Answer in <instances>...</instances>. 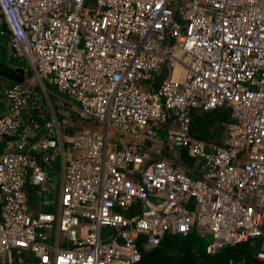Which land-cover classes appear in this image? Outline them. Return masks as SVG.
Returning a JSON list of instances; mask_svg holds the SVG:
<instances>
[{"label":"built area","instance_id":"obj_1","mask_svg":"<svg viewBox=\"0 0 264 264\" xmlns=\"http://www.w3.org/2000/svg\"><path fill=\"white\" fill-rule=\"evenodd\" d=\"M0 35L105 126L29 123L42 98L24 82L0 90V264H137L140 238L153 250L193 232L211 234L210 255L260 239L264 261V0H0ZM220 109L222 142L194 136L196 111ZM164 144L201 161V177L158 158ZM62 151L59 209L34 212L27 187L49 182L45 165Z\"/></svg>","mask_w":264,"mask_h":264},{"label":"crops","instance_id":"obj_2","mask_svg":"<svg viewBox=\"0 0 264 264\" xmlns=\"http://www.w3.org/2000/svg\"><path fill=\"white\" fill-rule=\"evenodd\" d=\"M8 41V40H7ZM3 40H0V49H3L4 52L7 54V56L10 57V59H12L11 56V51L9 49V43L7 44V46L5 47ZM5 54V57H6ZM23 65H21L22 63L15 64L14 61L12 60V62L7 65L6 63H2L1 61V55H0V90L1 89H6L11 87L13 84H15V81L13 80L11 74L13 73H19L22 79V82L26 83L27 86L34 91L35 93H37L41 98L42 101L41 103H32L27 109H26V114H25V119L31 123L32 121H36L39 123H43L45 120L48 121H52L55 123L60 122L61 125H66L68 124V121L66 119V117H57L55 114L56 113V102L53 103L54 100H56V97L58 98V101H65L62 100L61 97L58 95V93L56 92V89L48 84L42 83L41 81H39L38 85H35L32 80H29L28 78V63L24 60H20ZM32 69V68H31ZM20 70V71H19ZM33 70V69H32ZM34 72V71H33ZM37 77V76H35ZM47 88V90H46ZM44 90V93L46 94V96L42 93V91ZM48 98V99H47ZM58 104V102H57ZM75 106L74 103H72L71 101H65L64 106ZM8 107V102L6 101L5 98L0 96V113H3L7 110ZM75 108L79 107L75 106ZM223 110V109H221ZM80 112V111H79ZM78 112V113H79ZM217 111H214V113H216ZM223 112L226 113L227 115V111L223 110ZM213 113V112H212ZM80 114V113H79ZM200 114H209V113H203L201 111H196L195 115H194V120L197 117H200ZM81 117V115H80ZM81 119H83L81 117ZM84 121H92V120H87V119H83ZM193 120V123H194ZM226 122L225 121L222 122L221 125H217V124H213V123H209L206 125V127L204 128H198L197 130V136L196 134H193L194 136L198 137V138H202V139H207V140H213L216 142H222L223 137H224V127L223 124ZM61 125L58 128L60 132H63L61 130ZM91 126H93V128L91 127L90 129H94V130H99L97 128L94 127L93 123H91ZM33 128V127H32ZM82 130L79 129L78 131ZM102 130V129H101ZM205 131V134H202V131ZM76 131V132H78ZM74 132V133H76ZM64 133H68V134H74V133H69V132H64ZM43 135V131L41 130H37L35 128H33L31 130V139L32 140H38L39 138H41ZM118 141L120 144L124 145H128L130 144L128 141H126L125 139L121 138L120 136H117V138H115L116 142ZM163 151H162V155L158 158H167V159H172L173 163L179 167L180 169L184 170L185 172H187L189 175H191L194 178H198L201 177L202 173H203V164L201 161H198L195 159L194 165L192 167H189L187 163H185L183 161L182 157V152L186 151V150H176V151H171L167 145H163ZM5 149V144L4 143H0V154H2L4 152ZM67 149V148H66ZM143 149L145 151H147L151 157H157L155 151L156 149L153 148L152 144L150 141H146ZM65 151V150H64ZM189 154V153H188ZM190 156V155H189ZM66 155L65 153L62 151L60 152L59 156L57 157V159L53 160L51 163L45 165V168L47 169L48 173L50 174V180L47 184H45L43 187H37V186H32V185H28L27 190L29 192V197H30V206L34 212H41V211H57L59 209V205H60V198H61V193H62V186L64 183V174H65V161H63L65 159ZM56 177L58 178V180L56 181ZM45 200H50L52 202V204L50 206H45L44 205V201ZM133 209V208H132ZM57 233V232H56ZM197 233V232H195ZM198 234V233H197ZM253 247L255 248L256 252H259V250L261 249V240L260 239H256V240H251ZM49 243H54V238L50 237ZM201 242L199 244L200 249L203 251L204 248H202L201 246ZM28 257L29 253L27 254Z\"/></svg>","mask_w":264,"mask_h":264},{"label":"trees","instance_id":"obj_3","mask_svg":"<svg viewBox=\"0 0 264 264\" xmlns=\"http://www.w3.org/2000/svg\"><path fill=\"white\" fill-rule=\"evenodd\" d=\"M201 125H203L202 120L197 117L193 123L194 134ZM181 158L189 167L194 165L195 159L191 158L187 151L182 152ZM137 213H139L138 205L128 212L130 215ZM144 240L143 237L138 241L143 258L137 264H264V261L257 257L258 252L255 251L251 241L229 246L217 254L210 255L200 249V237L195 232L188 235L168 234L160 246L153 250L144 249ZM31 261H33L32 257H28L27 262Z\"/></svg>","mask_w":264,"mask_h":264},{"label":"rangeland","instance_id":"obj_4","mask_svg":"<svg viewBox=\"0 0 264 264\" xmlns=\"http://www.w3.org/2000/svg\"><path fill=\"white\" fill-rule=\"evenodd\" d=\"M0 40H3L4 42V45L5 47L7 46L8 44V41H7V38L6 37H3L0 35ZM5 52L3 49H0V55H1V61L2 63H6L7 65H9L12 60L14 61L15 64H20L22 63L20 60H15V59H10L9 56H7L6 54V57H5ZM13 63V62H12ZM23 65V63L21 64ZM29 66V65H28ZM28 78L29 80H32V82L35 84V85H38L39 83V79L38 77H35L37 76L35 72H33V70L31 69V67H28ZM24 87L27 86L26 83L22 84ZM43 90V89H42ZM47 90V88H46ZM42 93L46 96V94L44 93V90L42 91ZM48 99V98H47ZM44 102V101H43ZM56 102V113L57 114L56 116L57 117H66L67 121H68V124H66L65 126L64 125H61V130L63 132H69V133H74L76 131H78L79 129H86V128H93V126H91V123H93L94 127L97 128V129H102L104 130L105 126L99 122V121H95V120H92V121H84L83 119H81L80 117V114L78 113L79 110L78 108H75V106H72V105H68L67 107L64 106V103L65 101H61L59 102L58 101V98L56 97V100L53 101V103ZM58 102V104H57ZM201 120H202V124L201 127L199 128H205L207 124L209 123H213V124H217V125H221L223 121H225V119L227 120V115L225 112H223V110H217L216 113H209V114H200V117H199ZM202 134L204 135L205 134V131L203 130L202 131ZM117 136H120L115 130L111 129L110 130V133H109V137L111 139V141H115V138H117ZM80 154V151H74V156H77ZM58 180V178L56 177V181ZM200 237V236H199ZM213 240L211 234H208L206 239H202L200 237V242L202 243L201 246L202 248L205 247L206 243H211Z\"/></svg>","mask_w":264,"mask_h":264},{"label":"water","instance_id":"obj_5","mask_svg":"<svg viewBox=\"0 0 264 264\" xmlns=\"http://www.w3.org/2000/svg\"><path fill=\"white\" fill-rule=\"evenodd\" d=\"M11 76H12L13 80L15 81V83H23L19 73L16 74V73L12 72Z\"/></svg>","mask_w":264,"mask_h":264},{"label":"bare ground","instance_id":"obj_6","mask_svg":"<svg viewBox=\"0 0 264 264\" xmlns=\"http://www.w3.org/2000/svg\"><path fill=\"white\" fill-rule=\"evenodd\" d=\"M177 71H179L178 68H177ZM177 71H176V72H177Z\"/></svg>","mask_w":264,"mask_h":264}]
</instances>
